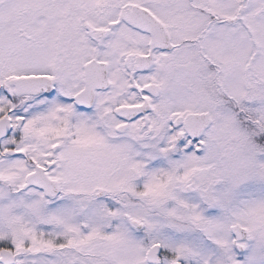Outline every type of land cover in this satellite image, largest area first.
I'll return each mask as SVG.
<instances>
[{"label":"snow or ice","instance_id":"obj_1","mask_svg":"<svg viewBox=\"0 0 264 264\" xmlns=\"http://www.w3.org/2000/svg\"><path fill=\"white\" fill-rule=\"evenodd\" d=\"M0 264H264V0H0Z\"/></svg>","mask_w":264,"mask_h":264}]
</instances>
